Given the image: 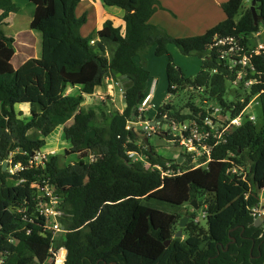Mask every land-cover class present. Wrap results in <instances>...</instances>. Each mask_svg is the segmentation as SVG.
I'll list each match as a JSON object with an SVG mask.
<instances>
[{
    "label": "trees",
    "instance_id": "trees-1",
    "mask_svg": "<svg viewBox=\"0 0 264 264\" xmlns=\"http://www.w3.org/2000/svg\"><path fill=\"white\" fill-rule=\"evenodd\" d=\"M100 1L123 11V28L107 19L95 33L101 41L92 45L94 35L80 33L87 22L85 13L76 15L81 0H29L28 28L40 33L41 54L14 69L8 64L16 53L15 41L4 26L19 8L13 0H0V65L9 66L0 68L1 264H46L51 257L53 234L36 211L38 189L44 184L61 199V244L69 249L64 264H264V220L256 227L253 212L258 204L264 211L260 202L264 193V49L251 55L254 72L246 69L239 86L255 81L249 92L259 100L261 127L246 120L226 130L218 144L212 146L215 139L208 141L212 146L209 161L205 155L198 158L204 167L192 166V157L184 153L180 164L178 159H166L139 137L141 131L126 128L134 107V120L146 121L137 109L149 94L150 74L142 56L151 49L155 56H168V94L190 89L200 99L199 105L188 101L180 110L163 105L155 120L163 116L169 124L198 120L206 116L208 103L219 106L230 119L242 112L249 96L242 102L224 98L225 83L235 80L240 67L230 69L212 45L215 39H239L264 31V0H255L257 24L244 0H228L221 5L223 21L201 35L185 38H173L150 23L161 9L158 0ZM103 41L116 46L110 60ZM240 44L244 47L245 40ZM169 45L201 60L195 77H185L175 66ZM109 77L125 83L126 107L122 112L103 105L85 110L84 96L92 95ZM70 88H78L77 94L67 93ZM20 104L39 110H31L25 119L16 109ZM183 109L187 111L182 113ZM58 127L69 144L64 154L75 156L76 161L66 164L61 155L53 154L43 165L31 166L29 160L45 146L44 138ZM31 130L41 138L28 137ZM162 134L178 145V137ZM133 152L142 160L133 161L129 157ZM8 157L24 170L15 175L3 171ZM235 167L244 176L232 173ZM81 177L87 178L84 184L61 187L62 181L77 182ZM147 199L175 206L196 201L197 208H203L204 225L194 221L195 210L190 206L189 220L181 229L184 238L176 237L181 215L147 207L142 204Z\"/></svg>",
    "mask_w": 264,
    "mask_h": 264
},
{
    "label": "rangeland",
    "instance_id": "rangeland-1",
    "mask_svg": "<svg viewBox=\"0 0 264 264\" xmlns=\"http://www.w3.org/2000/svg\"><path fill=\"white\" fill-rule=\"evenodd\" d=\"M28 1L29 0H13V2L19 8V12L13 14L12 18H9L10 26L6 33L7 35H12L15 39L16 53L10 61V64H8L13 68H18V66L23 63L22 60L24 59V57L28 59L38 58L41 54L40 33L31 31L28 28V22L30 20L32 12V6L28 4ZM86 1L87 3H85V0H83L76 10L77 16H81L87 11V13L85 14L87 15L88 20L86 24L83 25L80 29L81 35H84L83 37L94 34L96 28H100L103 21L110 18V16L113 14V11L117 9H110L109 7H106L103 4L99 3L98 5H96V11L98 15L97 17H95V10L93 11V13H91L88 6L85 7V10H82L84 9L82 8L84 5L89 4V0ZM160 1H163V5H168V2L166 3V1L164 0ZM226 1L228 0H190V4L187 5L179 4L174 0H170L169 4L172 9L158 11L156 13V19L158 21L156 25L164 28V30L173 38H185L188 36L190 37L199 35L201 32L206 31L208 28L214 27L225 18L223 12L221 11V5ZM95 2H97V0ZM181 2H183V0H181ZM243 3L245 8H250L251 0H244ZM154 20L155 16L153 17V21ZM195 20L199 23L198 25L196 22V24L193 23ZM117 24L118 23H116L115 25ZM261 32L262 33H260V35L257 37H247L250 40L248 44L249 48H255L257 44L264 42V31L261 30ZM107 44L112 45L113 43L108 41ZM168 52L175 66L183 72L185 77L193 78L200 71L201 60L199 58L195 56H184L180 54V52L174 45L168 46ZM142 61L145 62L146 68L150 74V81L148 85L149 89L152 86V91L154 93L153 99L150 101L147 111L142 114L147 121H154L157 115L158 108L166 104H171L178 110L182 109V107H184L186 105V102L188 101L194 103L195 105H199L200 99L198 97V94L190 89L180 90L175 95L168 94L167 78L165 72L168 63L167 55L155 56L154 49H151L144 55V57L142 56ZM137 62H141V59L137 58ZM2 65L3 64L0 65V68L2 69L9 67L6 65L4 67ZM107 82L109 83V86H107L108 88L105 86V83ZM124 84L125 83L115 81L111 77H109L107 81L103 83V86L98 88L97 92H94L92 95L84 96V102L82 103L83 108L85 110H88L90 108L98 109L103 105L106 106L105 108L107 110H118L119 112H122L124 109L122 103ZM225 88L226 94L224 98L226 100L242 102L247 96H249L250 103L243 110L241 121L244 122L249 116H251L254 118L253 124L257 128H260L262 125V113L258 98L250 95L249 88L236 86L235 84H232V82H226ZM105 90H108V93ZM77 92L78 88L73 89L68 93L75 95L77 94ZM208 106L218 107L220 109V107L214 103H208L206 108ZM16 109L18 111H21L25 119L30 118L31 110H39L38 107L31 108L28 104L17 105ZM181 111L182 113H185V111L187 110L183 109ZM226 117L229 118V115H226ZM141 122L143 121H140V119L136 121L132 117H130L129 124L133 128H136L137 131H141ZM160 122L163 121H159V124L156 127V135H153L149 138V140H147L149 144L148 147L152 148L155 153L166 159L176 160L181 157L183 160L184 157H182L181 155H183V153L185 154L184 150L179 145L175 144V142L167 141L162 134L166 132L176 136L177 132H172L169 123L163 122L160 124ZM30 138H33V136L30 135ZM44 140L45 146L40 150V152L42 151L46 154H59L66 164H72L76 161V157L67 156L64 154V150L69 148V144L63 139L62 129L60 127H58L51 135L44 138ZM191 165L195 167L197 166V164L193 162L191 163ZM145 166L147 167V164H145ZM201 166L204 167L205 165ZM86 181V177H81L77 182L74 180L71 182L70 180H66L61 182V187L63 189H67L71 186L82 185ZM260 202L261 204H264V194L262 193L260 194ZM142 204L164 213L179 214L181 215V218L186 216L187 212H191V208L189 205L175 206L155 199L143 200ZM195 217L198 219V222L201 225H204L203 208H198L197 210H195ZM179 238H184L182 233ZM63 241L64 234L57 233L56 235H54L52 255L49 259V262H52L51 264H62L65 262V252L67 249L64 244H61Z\"/></svg>",
    "mask_w": 264,
    "mask_h": 264
},
{
    "label": "built area",
    "instance_id": "built-area-1",
    "mask_svg": "<svg viewBox=\"0 0 264 264\" xmlns=\"http://www.w3.org/2000/svg\"><path fill=\"white\" fill-rule=\"evenodd\" d=\"M259 36V32L252 34L247 37H257ZM245 37L242 38L240 36L239 39L233 37H227L223 39H215V43L212 47H216L218 49V57L222 61H224L230 69H234L236 67H240L239 70L236 71V78L232 82L236 86L241 85V81L244 79L246 75V69L249 72L253 73L254 68L250 63L251 55H259L261 51L264 49V42L259 43L255 46V48H249L250 40ZM245 40L244 47L240 44V41ZM93 44V41H91ZM244 48L246 49L244 51ZM249 52V55L247 54ZM255 84V81L252 79L246 80L243 83L245 88H249L251 85ZM150 103V95L148 94L146 98L139 105L137 111L140 114H143L147 111L148 105ZM142 105V106H141ZM249 105V104H248ZM247 105V106H248ZM141 106V108H140ZM207 113L204 118L198 120H191L185 122H172L170 124L172 132L177 135L172 137H178L179 141H177L178 145L184 150L185 154L190 155L192 157V162L196 163L197 166H201L198 162V158L205 155L207 157V162L209 161L210 151L212 146L219 143L221 140L222 134L228 130L230 127H239L242 124L241 116L242 112L236 115L234 118L230 119L221 113V109L218 107H207ZM165 118V116H163ZM248 121L253 122L254 118L249 116L247 118ZM159 123L156 122V126H151L150 121H143L140 124L141 132L144 134L146 138H150L153 135H156V127ZM132 127L130 124L126 128L129 129ZM215 139V143L212 146L207 145L208 141ZM54 153H44L37 152L32 158L29 160V164L31 166L37 167L39 165H43V162L47 160V156L53 155ZM129 157L133 161L142 160V157L136 153H129ZM91 161V157L88 158ZM6 170L10 175H15L24 170V167L21 164H13L12 157H8ZM232 173H237L238 175L243 174V170L241 168H233L231 169ZM244 179V178H243ZM264 194V193H263ZM38 203L36 205V211L39 216L44 217L45 224L47 229L54 235L57 233H63V227L58 221V218L63 215V211L60 209V197L55 195L53 189L48 186V184H44L43 187H39L38 189ZM254 218L257 219L264 215V211L261 208V205L258 204L257 207L254 208ZM195 222L198 221L196 218ZM52 255V249L50 251ZM50 259V258H49ZM52 263V262H51ZM49 260L46 264H51ZM64 264V263H62Z\"/></svg>",
    "mask_w": 264,
    "mask_h": 264
},
{
    "label": "crops",
    "instance_id": "crops-1",
    "mask_svg": "<svg viewBox=\"0 0 264 264\" xmlns=\"http://www.w3.org/2000/svg\"><path fill=\"white\" fill-rule=\"evenodd\" d=\"M82 1L83 0H81V2H80V4L82 3ZM96 0H89V4L87 5H84L82 8H84V9H82V10H85L86 8L85 7H89V11L91 12V13H93V11L95 10V17H97V15H98V13H97V11H96V5H98L99 3H101V1L100 0H97V2H95ZM159 1V3H160V5H161V9H159L158 11H161V10H166V9H172L171 7H170V0H164V1H166V3L168 2V5H163L162 3H163V1H160V0H158ZM174 1H176V2H178L179 4H187V5H189L190 4V0H183V2H181V0H174ZM95 2V3H94ZM227 2V1H226ZM85 3H87V1L85 0ZM84 3V4H85ZM225 3V2H224ZM79 4V5H80ZM78 5V6H79ZM78 8V7H77ZM111 9V8H110ZM77 10V9H76ZM157 11V12H158ZM222 11V10H221ZM156 12V13H157ZM85 13H87V11L85 12ZM156 13L151 17V19H150V23H152V24H154V25H156V23L158 22L157 21V19H156ZM12 16L13 15H11V16H9L7 19H6V26H4V29H5V32L7 33V30H8V28H9V26H10V23H9V18H12ZM122 16H123V11L122 10H120V9H116V10H114L113 11V14L110 16V18H108V19H110V20H112L113 21V23H114V25L116 24V23H118L117 25H115V26H117V27H122L123 28V21H122ZM155 16V20L153 21V17ZM175 17V16H174ZM196 17H198V16H196ZM88 20V19H87ZM107 20V19H106ZM106 20H104V21H106ZM224 20V19H223ZM222 20V21H223ZM103 21V22H104ZM154 23H153V22ZM196 20L193 22L194 24H196L197 23V25L199 24L198 22H196ZM28 24H29V22H28ZM103 24V23H102ZM161 25V24H160ZM101 28V27H100ZM100 28H96V30H95V32H94V36H93V44L94 43H96V42H100L101 41V39L100 38H98V37H96L95 36V33L100 29ZM210 28H212V27H210ZM210 28H208V29H210ZM164 29V28H163ZM207 29V30H208ZM206 30V31H207ZM206 31H203V32H201L199 35H201V34H203V33H205ZM30 32V31H29ZM260 33H262L261 32V30L259 31V35H260ZM91 35V34H90ZM8 36H11V37H13L12 35H8ZM84 36V35H83ZM197 36V35H196ZM189 37V36H188ZM14 39V38H13ZM14 41H15V39H14ZM90 43H91V41H90ZM103 44H104V47H105V55H106V57L110 60L111 58H112V56H113V54H114V51H115V49H116V46L115 45H108L107 44V41H103ZM16 48V47H15ZM26 60H28V58H25L24 57V59L22 60V62L24 63ZM22 63V64H23ZM19 67V66H18ZM14 69H16V68H14ZM108 79V78H107ZM107 79L105 80V81H107ZM104 81V82H105ZM107 84V85H106ZM103 86V85H102ZM105 86L107 87V86H109V83L107 82V83H105ZM98 88H100V87H97V88H95V90H94V92H97V90H98ZM108 88V87H107ZM73 89H76V88H70L69 90H68V92L69 91H71V90H73ZM105 91H107V93H108V90H105ZM67 92V93H68ZM149 95H150V101L153 99V95H154V93H153V91H152V86H151V88L149 89ZM20 105H26V104H20ZM161 118V117H160ZM160 118H158V119H156V120H154V121H156L157 123H159V121H161V120H159ZM61 129H62V127H60ZM31 132H33V133H31ZM30 135L31 136H33V138H35V139H38V138H41V136H40V134H39V132L38 131H36V130H31V131H29L28 132V137H30ZM45 153V152H44ZM75 157V156H74Z\"/></svg>",
    "mask_w": 264,
    "mask_h": 264
},
{
    "label": "water",
    "instance_id": "water-1",
    "mask_svg": "<svg viewBox=\"0 0 264 264\" xmlns=\"http://www.w3.org/2000/svg\"><path fill=\"white\" fill-rule=\"evenodd\" d=\"M255 4H256L255 0H251L250 11H251L252 16H253L254 24H257V23L259 22V16H258L257 11H256V9H255ZM118 76H119V75H118ZM122 103H123V107L125 108V107H126V104H125V93H124V92L122 93ZM135 109H136V108L134 107V108L132 109V111H131V117H132L133 119H134V112H135ZM159 120H161V121H166V119L163 118V117H161ZM150 125H151V126H156V121H151V122H150ZM134 131L137 132V129L134 128ZM137 134L139 135L140 138L143 139L144 142H147V138L144 136L143 133H139V132H137ZM181 161H182V158L180 157V158L178 159V163L180 164ZM6 167H7V163L4 162V163H3V167H2L3 171L6 170ZM190 206H192V208H193L194 210H197V209H198L197 206H196V201H192V202L190 203ZM191 211H192V209H191ZM188 220H189V216H187V215L184 216V217H182V218L180 219V221H179V223H178V227H179L180 230L177 232L176 237H180V236H181V233H182L181 229L185 228V226H186ZM263 220H264V215H261V217L255 219V221H254V225H255L256 227H258V226L260 225V223H261ZM168 244H169V242H166V243H165V246H168ZM66 249H67V250H66V252H65V256H66V257H65V260L67 259V256H68V250H69L68 248H66Z\"/></svg>",
    "mask_w": 264,
    "mask_h": 264
},
{
    "label": "bare ground",
    "instance_id": "bare-ground-1",
    "mask_svg": "<svg viewBox=\"0 0 264 264\" xmlns=\"http://www.w3.org/2000/svg\"><path fill=\"white\" fill-rule=\"evenodd\" d=\"M58 264H60V263H58Z\"/></svg>",
    "mask_w": 264,
    "mask_h": 264
}]
</instances>
